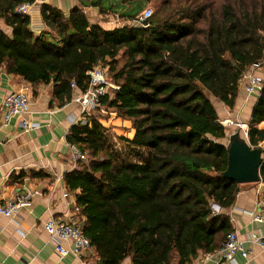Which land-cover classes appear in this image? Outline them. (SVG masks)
<instances>
[{"label":"trees","instance_id":"1","mask_svg":"<svg viewBox=\"0 0 264 264\" xmlns=\"http://www.w3.org/2000/svg\"><path fill=\"white\" fill-rule=\"evenodd\" d=\"M35 2L0 0V20L11 30L0 28V68L33 86L51 85L60 107L74 89H89L92 71L108 68L118 90L102 97V108L134 130L132 138L114 135V144L101 120L87 116L67 137L86 155L64 182L78 191L96 264H193L218 250L232 232L226 211L241 185L223 176L226 128L211 98L233 109L244 71L264 65V0H166V12L155 8L142 21L121 15L130 24L112 30L79 7L66 16L42 4L47 31L40 35L19 12ZM260 122L264 87L247 132L254 148L264 143V129L254 126ZM260 176L264 183V160Z\"/></svg>","mask_w":264,"mask_h":264},{"label":"crops","instance_id":"2","mask_svg":"<svg viewBox=\"0 0 264 264\" xmlns=\"http://www.w3.org/2000/svg\"><path fill=\"white\" fill-rule=\"evenodd\" d=\"M97 1L99 0H36L27 12L31 20L30 28L36 35L47 31L40 13L42 4L57 7L66 16L74 7L81 8L88 16L91 11L88 10L89 7L93 10L111 9L116 12L118 7L121 9L124 6L118 0H100V7H96L93 4ZM100 19L99 15V18L93 19V23L105 30L114 29L106 26ZM0 28L7 34L11 33L2 20ZM22 89H28L30 95V111L25 118L35 128L29 130L22 128L18 118H14L8 125H4L2 119L5 96ZM243 90L240 82L237 105L243 103ZM80 94V91L74 89L72 100L60 107L53 101L51 85L33 86L19 76L8 74L4 67L0 68V205L17 193L28 190L37 193L31 207L21 210L17 216L6 217L0 214V264H91L88 258L93 253L92 247L89 253L77 257L70 252L72 242L64 241L62 245L69 253L61 256L56 251V242L45 230V224L51 220L75 223L81 228L86 220L80 212L75 211V196L78 191H69L64 182V176L78 167V162L73 160L67 137L71 129L79 124V119L83 120L81 107L75 101ZM256 101L257 99L252 102L250 109L247 122L249 126ZM218 103L222 116L216 111L224 121L222 124L230 123L232 112L237 110H234L236 105L230 109L221 102ZM254 126L264 129V122ZM260 147L263 148L264 143ZM263 201L262 181L241 185L234 205L226 211L232 231L237 233L249 251L248 258L237 255L233 262L217 263L214 258L202 254L193 264H264V249L251 243L252 236H264V224L254 222L251 216V212ZM126 261L130 264V259Z\"/></svg>","mask_w":264,"mask_h":264},{"label":"built area","instance_id":"3","mask_svg":"<svg viewBox=\"0 0 264 264\" xmlns=\"http://www.w3.org/2000/svg\"><path fill=\"white\" fill-rule=\"evenodd\" d=\"M32 5L25 4L19 8V12L27 14L29 8ZM152 11L147 9L141 16V21L149 18ZM264 65H253L251 68L244 71L241 83H243L244 91L248 96H255L257 99L260 97L261 91L264 87V76L255 73L256 70H260ZM91 85L86 92L81 94L75 99V101L81 107V114L83 120L79 119V124H85L84 120L91 111L102 110L101 99L108 92L109 89L118 90L113 86L107 78L106 72L103 69L98 70L96 68L90 73ZM72 87L74 85L72 84ZM75 88V87H74ZM30 95L28 89H22L14 91L5 96L3 101V124L8 125L14 118L21 120V126L25 130L35 128L25 118L30 111ZM247 127L246 124L238 125V127ZM249 126V125H248ZM247 135V133L245 134ZM70 150L74 162H80L86 160V155L77 146L70 145ZM35 191L28 190L24 193H17L12 198L6 199L4 204L0 205V214L6 217L17 216L21 210L29 209L32 205V201L36 196ZM215 210L219 211V207L215 206ZM77 213L80 212L78 207L75 208ZM252 220L254 222L264 224V201L259 202L258 207L251 212ZM46 232L54 239L56 251L65 256L69 253L62 242H72L73 248L70 251L77 257H83L86 253L91 251L90 240L85 236L83 229L75 224L64 221L55 222L53 220L45 224ZM251 243L264 249V236H252ZM237 255H241L244 258L249 257V251L245 248L244 242L239 238L236 232H230L221 247L213 253L207 254L208 258H214L217 263L224 261L233 262ZM84 264V263H83Z\"/></svg>","mask_w":264,"mask_h":264},{"label":"rangeland","instance_id":"4","mask_svg":"<svg viewBox=\"0 0 264 264\" xmlns=\"http://www.w3.org/2000/svg\"><path fill=\"white\" fill-rule=\"evenodd\" d=\"M166 0H152L151 3H145L141 7H137L133 4L125 5L120 9V7L117 8L116 12H113V10H108V11H99L98 10H93L91 9L92 7H89V19L91 22H93V19L98 17L99 15L101 16V21L106 24V26L116 28L123 26L124 24H130L131 21L126 20L125 18H122L121 15H137V17L143 16V13L145 10L149 9L152 12L155 11V8L162 7V3ZM186 1V0H183ZM163 12H166L167 8L162 7ZM100 70V68H98ZM106 72V75L108 77V68L103 69ZM255 73L260 74L264 76V67H262L260 70H256ZM110 82V80H108ZM111 83V82H110ZM113 86H115L114 83H111ZM116 87V86H115ZM118 88V87H117ZM242 89H244L243 83H242ZM108 92L112 94V89H109ZM241 101L243 102L241 105H237L236 102V107L234 108L237 109L236 112H232L231 114V122L228 124H225L226 128V138L222 140V143L224 145H227L229 142V138L235 134L239 133L240 136L244 137L247 139V135H245L248 129V124L247 122L249 121V116H250V109L253 105L252 102L257 99L255 96H248L245 91L243 90V93L241 94ZM216 110H218L219 115L222 116V110L219 108L220 105H218V101L215 100L214 98H211ZM258 100V99H257ZM254 107V106H253ZM88 116H94L96 119L101 120V124L109 129V134L112 136L111 141L116 144L118 140H115L113 137L116 135L118 136H124L127 138H132L131 135H134V130L132 128V122L130 120H123L117 116V113L115 110L112 109H107V108H102V110H94L91 111L90 115ZM219 121L223 123L222 118L219 117ZM241 124H246L247 127L240 128L238 125ZM118 130V131H117ZM119 143V142H118ZM88 261L91 264H94L96 259L93 255V253L89 256ZM124 264H129V262H125Z\"/></svg>","mask_w":264,"mask_h":264},{"label":"water","instance_id":"5","mask_svg":"<svg viewBox=\"0 0 264 264\" xmlns=\"http://www.w3.org/2000/svg\"><path fill=\"white\" fill-rule=\"evenodd\" d=\"M228 167L223 176L239 185L261 182L260 168L264 160L263 148L251 147L239 133L229 138Z\"/></svg>","mask_w":264,"mask_h":264}]
</instances>
